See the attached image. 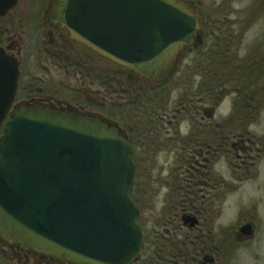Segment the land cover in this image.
I'll list each match as a JSON object with an SVG mask.
<instances>
[{
	"label": "water",
	"instance_id": "obj_1",
	"mask_svg": "<svg viewBox=\"0 0 264 264\" xmlns=\"http://www.w3.org/2000/svg\"><path fill=\"white\" fill-rule=\"evenodd\" d=\"M0 1L3 9L17 2ZM191 4L49 0L44 18L102 59L161 85L187 49L203 44ZM19 77L17 60L0 49V239L71 264L134 263L142 231L131 142L114 124L38 106L20 107L6 121ZM253 234L251 224L238 229L241 239Z\"/></svg>",
	"mask_w": 264,
	"mask_h": 264
},
{
	"label": "rangeland",
	"instance_id": "obj_2",
	"mask_svg": "<svg viewBox=\"0 0 264 264\" xmlns=\"http://www.w3.org/2000/svg\"><path fill=\"white\" fill-rule=\"evenodd\" d=\"M190 1L199 18L203 21L206 18L209 22L215 36L207 40L200 50L184 56L178 72L168 83L151 87L143 83L130 86L125 79H117L120 80L117 83L106 78V69L116 73L117 68L93 54L83 53L85 50L79 46H74V51H66L75 57L78 67L51 58L46 52L49 48L48 28L43 22L48 0H20L17 13L21 21L17 32L22 49L18 87L20 91L32 90L34 94L41 88L45 93H53L59 101H67L68 105L77 103L76 94L89 92L94 101L107 105L101 111L105 119L121 125L124 130L127 125L134 129L132 138L137 143L134 184L137 186L133 190L136 194L140 191L144 194L140 225L146 235L140 258L148 264L157 260L154 232L162 231L158 216L162 213V203L167 198L168 202L170 200L169 186L159 183L169 181L167 183L171 184V179L178 177L183 170L179 171L181 164L176 162L180 152L174 150L173 143L165 138V130L170 131L172 138L174 128L165 125L164 130L156 131L154 119L163 113L171 115L180 109V103L199 105L195 103L199 96L196 99L184 95L189 93L192 85H200L203 71L204 81L211 79L210 75L207 76L213 69L211 55L218 54L219 72L227 83L225 89L221 87L225 95L222 102L213 108L204 101L202 124L201 113L193 117V112L189 111V116L182 113L178 126L184 137L189 132L195 134L197 127L204 130V141L206 132L218 142L223 137L229 142L234 135L243 136L242 151L236 153L229 151L227 143L217 149L214 156L206 155L204 148V224L209 223L215 236L214 245L220 248L217 254L206 253V257L213 259L212 263L206 264H264V0ZM218 36L226 41L217 42L215 37ZM222 49L228 50L224 56ZM85 57L92 61L84 64ZM83 65L91 66L93 71L84 72ZM250 71L256 78L255 89L248 84ZM236 89H239L241 97L235 95ZM252 90L256 94L250 101ZM159 105L162 110L158 109ZM154 130L161 136V142L157 144L154 143ZM220 131L222 138L214 135ZM248 223L254 225V234L251 238L241 239L238 229ZM163 255L167 262V254L160 256Z\"/></svg>",
	"mask_w": 264,
	"mask_h": 264
},
{
	"label": "flooded vegetation",
	"instance_id": "obj_3",
	"mask_svg": "<svg viewBox=\"0 0 264 264\" xmlns=\"http://www.w3.org/2000/svg\"><path fill=\"white\" fill-rule=\"evenodd\" d=\"M19 1L20 0H17L16 4L13 7H9L8 9H6V7L3 9L2 3L0 1V49H2L7 56L17 60L21 78L20 52L22 48L19 44V40H21V38L17 32V29H19L18 22L21 21L20 17L18 19L17 13ZM191 8L196 13V7L193 4H191ZM43 22L46 28H48L46 35L48 38L47 44L49 45V48L46 49V52L51 56V58L53 57L58 59L59 61H64L65 63H68L70 66L76 65L78 67L80 65L78 62H75V57L70 54H66V51H74V46H79L85 50V52L83 53L93 54L94 56H97L98 58L102 59L97 54L88 50L86 47L76 43L73 40H70L69 35L65 30L60 29L56 25H53L44 17ZM200 23L204 35L203 44L200 47L202 48L203 46H205V42L207 40H209L212 36H215V33L213 32V29L209 27V22L206 20V18L204 19V21L200 19ZM215 38L217 42H221V40L226 41L224 37L220 38L218 36ZM200 48L187 49L181 57L180 64L184 56L193 51L200 50ZM206 50H208V48H206ZM221 52L222 56H224L228 52V50L222 49ZM89 60L92 61L91 58H83L84 64H88ZM102 60L114 65L118 70L116 71V73L108 69L105 70L108 73V77L107 75L105 76L110 80L114 79V81L118 83L120 82V80L117 79H125V81L128 82L130 86L136 84L138 85L140 83L151 87L160 86L147 82L146 80L141 79L137 75L131 73L126 68L117 66L106 59ZM178 68L176 73L178 72ZM82 70L84 72L93 71L91 66H89L88 68L86 65L82 66ZM252 71H250L248 84H250V86L253 85V89H255L256 78ZM113 75H115V77H109ZM218 75L219 76L217 86L220 88L222 87V89H225V85H227V83L222 80L220 72L218 73ZM226 76H228L230 79L229 75ZM106 91L108 92V89ZM57 92L59 93V91H55V94H57ZM88 93L89 92H85L84 95H81L80 93L76 94L77 97H75V99H79L77 100V103H75L74 105H68L67 101L61 102L56 98L53 93L49 91H46L45 93L41 88L37 89L36 93L34 94L32 93V90L23 89L20 91L18 87L12 104L9 108L6 120L9 118L12 112H14L20 107H24L26 109L33 106H38L46 109L59 110L64 112L65 114L90 116L95 119H99L100 121H104L110 125L114 124L105 119L104 115L101 113V111L105 110V107L107 105L102 102L94 101L93 98L88 95ZM185 93L186 92H184V94ZM227 93L228 95L231 94L229 92ZM255 94L256 92L252 90V96L249 97L250 101H253ZM235 95L237 97H241V95H239V89L235 90ZM185 96H188V98L196 99L199 96L200 98H198L195 103L198 102L197 104H199L200 106L198 105V107L196 104L193 105L194 103H180V109L175 110V112H173L171 115H169V113H163L162 116L155 117L154 119L156 131L164 130L165 125L172 126V128H174V136H172L171 138L170 131L165 130V134H167V137L165 136V138L166 140H169L173 143L174 150H178L180 152L178 154L176 162L181 164L180 166H178L179 171L181 169L183 170L181 171V173L178 174V177L175 176L171 179V184L167 183L169 181L159 183L165 186H169L170 200L168 202V198L166 197L167 199H165V201L162 203L163 208L162 210L160 209L162 213H160L158 216V224H160V226L162 227V231L154 232L156 234L155 239L157 242L156 243L154 241V245L157 248L155 252L157 260L154 263H152L151 260V262H149L148 264H206V262H208L204 259L207 255L206 253H204V148L206 149V155L214 156L215 152H218L217 149H220V147L224 146L226 143L229 145V151H232L234 153L239 150L242 151V147L240 146L244 145V142L242 140L243 136L234 135L232 136V139L228 142V140H224V137L222 138V135H220L221 131L219 133H214L216 137L219 136L222 138V140L219 139L220 142H218L217 138H215V140L213 141L212 137L210 138L207 132L205 133V136H207L204 141V130L199 129L198 127L196 130H194L195 134L192 135L189 132L188 134H186L185 137L182 136L178 128L181 122L179 118H183L182 113H185L184 115L187 116L188 112L192 111L194 114L192 113L191 116L193 117H196L199 113H201L200 123L202 124L201 121L204 120V71L201 76L200 85H192L191 87H189V93L185 94L184 97ZM159 108L162 110L161 105H159L158 109ZM109 112L113 114L112 111ZM114 125L118 127L119 133L121 135L125 136L126 139L132 144L134 143V139L132 138L134 137V129L131 126L127 125L126 130H124L123 128H121V125ZM155 130L154 137L156 138H154V143L157 144L161 142V136L157 135L158 132H155ZM230 132L231 131H229V133ZM129 134L133 135L131 136ZM205 161L208 162L207 159H205ZM143 197L144 194L141 191L137 194L136 197V204L139 209V223L141 207L144 205ZM166 205H168L167 208ZM145 236L146 235L142 230L141 250H143L145 247ZM166 247H168V249L164 251L163 249H165ZM164 253L167 254V258L169 259L167 262H165L167 259H164L165 255L160 256ZM139 263L145 264V262H143L140 256L137 262L134 264ZM0 264L71 263H68L64 260L52 256L35 253L32 250L24 248L18 244H8L0 239Z\"/></svg>",
	"mask_w": 264,
	"mask_h": 264
},
{
	"label": "trees",
	"instance_id": "obj_4",
	"mask_svg": "<svg viewBox=\"0 0 264 264\" xmlns=\"http://www.w3.org/2000/svg\"><path fill=\"white\" fill-rule=\"evenodd\" d=\"M217 55H211L212 62L210 63V65H212L211 67H213L214 70L211 68L207 74V76L210 75L211 79L209 80V82H208V79L204 81V101L206 102V104L207 103L210 104L211 107H213V108H216L225 96L222 89L217 86L218 76H219L218 73L220 71V69H219L220 61L218 59L219 55H218V58H217ZM133 144H134V146H137V143H133ZM134 159H135V164L137 167L136 157ZM136 186H137V184L135 183L134 184V190L136 189ZM134 190H133V197L132 198H133L134 202H137L136 201L137 194L135 193ZM205 213L206 212L204 210V216L206 215ZM205 220H206V218H205ZM204 227H205V231H204V253L217 254L218 253L217 251L220 250V248H219V246L214 245L215 244V236L209 227V223L206 222L204 224Z\"/></svg>",
	"mask_w": 264,
	"mask_h": 264
}]
</instances>
